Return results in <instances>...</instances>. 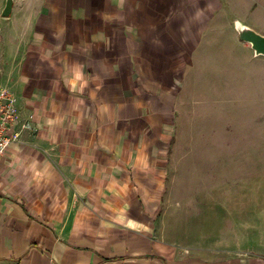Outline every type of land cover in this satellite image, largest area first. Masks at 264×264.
I'll return each mask as SVG.
<instances>
[{"label": "crops", "instance_id": "0c3cea01", "mask_svg": "<svg viewBox=\"0 0 264 264\" xmlns=\"http://www.w3.org/2000/svg\"><path fill=\"white\" fill-rule=\"evenodd\" d=\"M10 17L0 264H264L257 181L228 233L226 212L201 231L166 190L197 68L223 56L227 32L264 64L236 30L264 35V0H14Z\"/></svg>", "mask_w": 264, "mask_h": 264}, {"label": "rangeland", "instance_id": "374dc122", "mask_svg": "<svg viewBox=\"0 0 264 264\" xmlns=\"http://www.w3.org/2000/svg\"><path fill=\"white\" fill-rule=\"evenodd\" d=\"M2 13L1 37L11 19ZM232 34L227 32L219 51L223 56L195 71L188 102L187 97L179 101L177 132L168 151L172 160L168 200L180 203L184 213L187 206L193 209L191 223L201 231L207 219L224 221L225 212L227 233L234 229L241 217L236 215L241 186L250 189L257 181L259 206L264 208V76L256 74L264 64L250 50L233 46ZM2 52L1 41V68Z\"/></svg>", "mask_w": 264, "mask_h": 264}, {"label": "built area", "instance_id": "2783aa9c", "mask_svg": "<svg viewBox=\"0 0 264 264\" xmlns=\"http://www.w3.org/2000/svg\"><path fill=\"white\" fill-rule=\"evenodd\" d=\"M16 119L14 97L6 89L0 88V160L8 146L16 140V136L10 134Z\"/></svg>", "mask_w": 264, "mask_h": 264}, {"label": "water", "instance_id": "95a60500", "mask_svg": "<svg viewBox=\"0 0 264 264\" xmlns=\"http://www.w3.org/2000/svg\"><path fill=\"white\" fill-rule=\"evenodd\" d=\"M14 0H7L6 6L3 10V17H10L13 10ZM236 30L239 34V39L251 45L256 55L264 56V35L257 33L252 28L243 25L240 22L236 24Z\"/></svg>", "mask_w": 264, "mask_h": 264}]
</instances>
